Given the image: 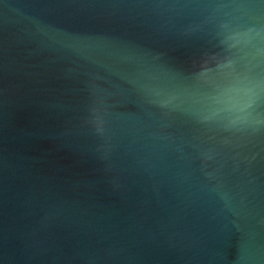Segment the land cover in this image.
Masks as SVG:
<instances>
[{"label": "water", "instance_id": "obj_1", "mask_svg": "<svg viewBox=\"0 0 264 264\" xmlns=\"http://www.w3.org/2000/svg\"><path fill=\"white\" fill-rule=\"evenodd\" d=\"M0 264H264V0H0Z\"/></svg>", "mask_w": 264, "mask_h": 264}]
</instances>
